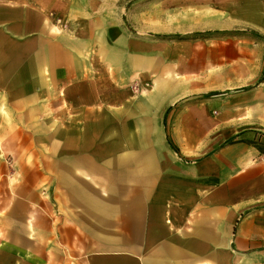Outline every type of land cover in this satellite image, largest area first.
Here are the masks:
<instances>
[{"label":"crops","instance_id":"crops-1","mask_svg":"<svg viewBox=\"0 0 264 264\" xmlns=\"http://www.w3.org/2000/svg\"><path fill=\"white\" fill-rule=\"evenodd\" d=\"M49 11L0 0V264H264V0L197 49Z\"/></svg>","mask_w":264,"mask_h":264},{"label":"rangeland","instance_id":"rangeland-1","mask_svg":"<svg viewBox=\"0 0 264 264\" xmlns=\"http://www.w3.org/2000/svg\"><path fill=\"white\" fill-rule=\"evenodd\" d=\"M241 1L56 0L57 5L61 6V13L49 11L47 20L61 31L76 33L79 20L88 19L94 25L104 23V27L111 32L118 30L119 33H125L127 38L157 42L163 46L167 43L193 46L197 49L200 40L254 36L235 17ZM69 12L70 19L67 17ZM215 15L221 16V26L225 28H214Z\"/></svg>","mask_w":264,"mask_h":264}]
</instances>
